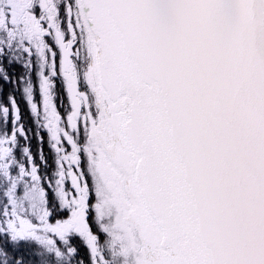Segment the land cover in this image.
<instances>
[{"label":"snow or ice","instance_id":"1","mask_svg":"<svg viewBox=\"0 0 264 264\" xmlns=\"http://www.w3.org/2000/svg\"><path fill=\"white\" fill-rule=\"evenodd\" d=\"M0 264H264V0H0Z\"/></svg>","mask_w":264,"mask_h":264}]
</instances>
